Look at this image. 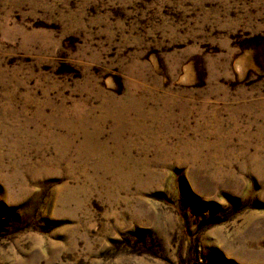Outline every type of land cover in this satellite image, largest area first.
Segmentation results:
<instances>
[{
	"label": "rangeland",
	"instance_id": "obj_1",
	"mask_svg": "<svg viewBox=\"0 0 264 264\" xmlns=\"http://www.w3.org/2000/svg\"><path fill=\"white\" fill-rule=\"evenodd\" d=\"M0 264H264V0H0Z\"/></svg>",
	"mask_w": 264,
	"mask_h": 264
}]
</instances>
